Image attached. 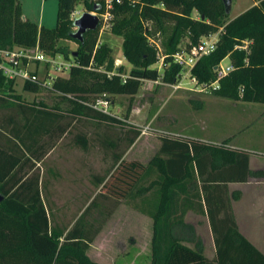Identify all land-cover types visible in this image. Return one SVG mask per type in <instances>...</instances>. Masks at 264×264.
<instances>
[{"label": "trees", "instance_id": "obj_1", "mask_svg": "<svg viewBox=\"0 0 264 264\" xmlns=\"http://www.w3.org/2000/svg\"><path fill=\"white\" fill-rule=\"evenodd\" d=\"M77 2L58 0L57 23L48 27L26 18L19 0H0V49L38 47L49 57L61 55L72 63L67 76L58 74L49 85H23L31 93L49 89L59 98L52 105L27 102L17 93L16 83L0 74V109L15 104L23 117L20 121L13 112L0 115V264H99L87 249L100 227L92 230L86 218L100 197L124 201L153 219L152 264H264V252L241 232L232 212V201L241 191H231L229 184L264 178V168L251 169L247 151L229 140L209 142L164 131L157 134L161 145L147 165L125 160L141 129L129 123L128 114L120 119L93 107L100 98L112 103L117 95L137 94L146 80L174 84L182 67L173 55L219 30L216 50L192 69L197 83L209 86L218 80L216 67L228 58L233 69L210 91L232 101L264 104V0H254L234 18H229L223 0H121L111 8L105 0H83L88 11L101 16L98 28L84 33L83 41L72 37ZM103 20L123 38V56L132 64L128 72L116 65L112 47L100 40ZM164 21L175 25L162 54L151 42L150 23L163 27ZM187 33L190 40L183 48L180 42ZM60 40L75 41L78 48L70 51L58 45ZM162 58V68L153 67ZM46 80L47 75L41 77ZM72 121L119 126L127 144L121 150L119 136H95L100 147L111 151L114 169L107 179L93 178L103 184L104 193L93 198L66 232L51 226L39 174L29 172V167L32 157L40 159L47 151L43 137L67 130ZM72 140L84 150L91 145L90 137L81 132ZM189 211L207 217L213 257L205 255L195 225L186 221Z\"/></svg>", "mask_w": 264, "mask_h": 264}, {"label": "rangeland", "instance_id": "obj_2", "mask_svg": "<svg viewBox=\"0 0 264 264\" xmlns=\"http://www.w3.org/2000/svg\"><path fill=\"white\" fill-rule=\"evenodd\" d=\"M19 2L28 19L40 22L41 25L48 27L56 25L58 0H19ZM253 4H255L254 0H233L229 18L236 17ZM86 11L88 10L83 0H78L74 16H72L73 19L75 20L80 17ZM193 16H198L197 11L193 12ZM103 21L104 25L100 32L101 42H106L112 47L116 62L118 59H124L122 50L123 38L112 32L111 24L105 20ZM174 25V21H164L163 27H160L156 23H150L151 42L157 45L162 54L165 45L172 36ZM189 40L190 35L187 33L182 38L180 46L184 48ZM58 45L66 47L70 51L78 48V44L72 40H60ZM55 59L59 62L68 61L61 55H57ZM68 62L71 63V61ZM222 62L224 65H227L230 63V60L226 58ZM120 65L125 67L126 72L132 68V64L125 59L123 60V64ZM153 67L161 69V61L155 63ZM31 69L38 70L41 77L48 75V73L51 76L58 74L63 76L68 75L67 69L64 72H58L54 66L48 63L33 65ZM16 91L30 103L43 100L45 103L52 105L59 102V98L53 95L47 88H42L37 93H31L24 91L23 83L19 82L16 85ZM113 100L114 102L110 103L109 111L120 119H123L128 114L129 123L137 125L141 129L140 139L128 148L130 150V158L133 160H138L147 165L159 150V142L161 140L157 134L171 131L174 134L181 133L205 139L209 142L229 140L228 142L231 145L248 152L252 170L264 168V104L262 103L232 101L217 97L210 89H203L200 84H194L190 75L182 80L181 88L176 89L167 84H155L147 80L142 83L137 94L133 96L117 95ZM8 112H13L20 121H23V117L15 104H11L6 109H0V115H5ZM81 131L89 134L91 139L88 156H91L93 159H88L86 182H89V188L92 189L93 174L102 173L97 172L98 167L101 166L97 158L107 151L103 147L97 148L95 136H101L105 133L114 134V137L119 136L122 140L120 142L122 150L127 144L126 134L119 126H96L94 124H83L79 121H72L70 132L76 133ZM233 189L241 190L239 199L232 201V212L236 221L240 224L241 230L245 234H248L249 238L264 250V178L250 177L249 181L244 184L230 185V190ZM92 191H95V189ZM92 191L90 190L88 194L89 203L96 195ZM139 199L137 198V201ZM83 206L80 205V209ZM137 212L142 214L139 210ZM88 216L89 225L93 226L92 230L105 223V218L96 207H93L89 211ZM143 219L145 218L143 217ZM143 219H136V233L135 236L133 235L136 243H139L137 244L138 249L135 256V264H152L151 230L150 232L147 230L146 232L145 230L143 231V227H147ZM185 219L187 222L195 225L197 235L203 240L205 255L213 257L215 247L207 218L189 211ZM147 241L149 243L148 246H144L143 242ZM187 244L194 247L193 243Z\"/></svg>", "mask_w": 264, "mask_h": 264}, {"label": "crops", "instance_id": "obj_3", "mask_svg": "<svg viewBox=\"0 0 264 264\" xmlns=\"http://www.w3.org/2000/svg\"><path fill=\"white\" fill-rule=\"evenodd\" d=\"M24 16L27 18L25 14ZM35 22L41 26L40 22ZM124 59H118L116 64H123ZM70 129L71 126L69 125L67 130L56 131L49 136H44L43 138L47 139L48 143L47 151L40 159L36 158V156L32 157V162L34 164H32L33 166L31 169L29 167V172L35 171L39 174V190L51 226L56 229H65L66 232L72 227L73 223L82 216L83 212L88 207V194L90 190L92 191L95 189V191L92 192H95L96 195L98 193H104L101 191L103 184H96L93 179V183H91L92 189L89 188V182H86V170H88V159L92 160L93 158L88 156L89 149L84 150L73 142L72 139L78 132L71 133L69 132ZM81 133L86 134L87 137L89 136L85 131H81ZM101 136L104 137L105 135L103 134ZM139 139L140 137L137 138L134 144ZM159 144L161 145V142H159ZM97 148H100L98 143ZM123 159L133 160L130 158V150L126 151ZM97 160H99L101 164L97 172L102 173L93 174L92 178H101L103 176H105L106 179L109 178L114 169L111 151L104 152ZM244 183L246 182L230 183L229 187L232 184ZM99 201V205L96 208L101 211V214L105 218V223L100 226V229L89 244L87 255L92 261L99 264H135V256L138 249L137 244H139L134 240L136 219L145 218L143 221L147 224V227H143V231L145 230L146 232L147 230L150 232L151 230L150 242L152 245V218L146 216L144 213L141 214L137 212L134 206L124 201L116 202L112 199L106 200L104 197H100ZM80 205H84L82 209H80ZM88 217L87 215V218ZM87 218L86 222L88 221ZM238 225L241 230L242 228L239 223ZM241 232L249 238L248 234H245L242 230ZM251 241L264 252L260 245L253 240ZM143 243L145 244L144 246H148L149 244L148 241Z\"/></svg>", "mask_w": 264, "mask_h": 264}, {"label": "built area", "instance_id": "obj_4", "mask_svg": "<svg viewBox=\"0 0 264 264\" xmlns=\"http://www.w3.org/2000/svg\"><path fill=\"white\" fill-rule=\"evenodd\" d=\"M114 1L120 3L121 0H105V4L108 8H111ZM74 16V13H73ZM101 17V16H100ZM104 19H107L108 14L102 15ZM222 30L216 33L210 34L203 37L200 42L192 46L189 50L177 52L173 55L175 62H177L181 67V74L178 76V80L174 84H169L162 82L161 80H148L152 83L158 84L163 83L174 88H181V82L187 76H191V80L194 84L197 83L196 77L192 74V69L195 67L196 63L203 56L209 55L214 52L218 46L220 33ZM40 63H48L54 66L58 72H64V70H69L72 63L70 62H59L55 58L49 57L44 54L38 47L27 48V47H14L12 49H0V74H2L7 80H13L16 85L22 82L23 85L26 82H33L40 84L42 86L49 85L51 81L54 80V76L48 73L46 82L41 81L40 74L37 73L38 70H32L33 65ZM163 65V58L161 60ZM233 69L231 63L224 65L223 62L216 67L217 77L214 83L209 86H202L203 89H210V87H217L219 79L227 75ZM147 81V80H146ZM110 100L105 98L97 99L94 108L99 109L105 113H111L109 111ZM112 114V113H111ZM143 132V131H142Z\"/></svg>", "mask_w": 264, "mask_h": 264}, {"label": "water", "instance_id": "obj_5", "mask_svg": "<svg viewBox=\"0 0 264 264\" xmlns=\"http://www.w3.org/2000/svg\"><path fill=\"white\" fill-rule=\"evenodd\" d=\"M226 12L230 14L233 0H223ZM100 24V15L95 11H86L74 20L76 30L72 33L73 39L83 41V35L89 30H95Z\"/></svg>", "mask_w": 264, "mask_h": 264}]
</instances>
